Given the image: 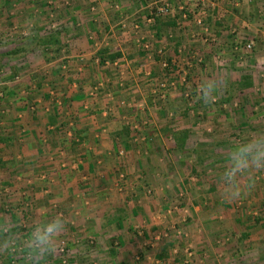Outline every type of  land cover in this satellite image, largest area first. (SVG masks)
<instances>
[{"label":"rangeland","instance_id":"374dc122","mask_svg":"<svg viewBox=\"0 0 264 264\" xmlns=\"http://www.w3.org/2000/svg\"><path fill=\"white\" fill-rule=\"evenodd\" d=\"M221 1L212 0L211 5L202 8L195 3H188V0H131L133 3L130 4H123L124 1L119 0H0V51L5 53L4 56L0 55V89L7 81L28 84L29 77L24 76L28 72L21 71L18 73L20 76L13 81V77L8 76L10 73L15 74L11 67L22 60H30L36 53L35 49L42 52L48 46L57 59L59 54L54 53L56 48L70 46V42L76 43L75 39L69 37L70 34L82 38L80 40L83 41L78 40V46L82 49L96 47L94 56L84 58L85 64L90 61L92 64L93 61L105 64V68H98L97 64L89 65L92 67V76L96 75L94 87L102 79L109 78L115 82V86L119 85L120 93L124 91L130 99L144 97L134 91L145 85L149 74L143 71L136 73L131 65L142 68L146 64L148 49H151V57L161 59L155 64L163 69L157 74L163 75L160 86L155 89L156 93L161 90L164 97H150L147 103H120L121 107L129 108V113L136 114L140 119L128 121L133 131L132 138L130 136V141L127 138V142L119 140L118 168L116 175H113L112 188H107L110 193L118 195L120 205L128 207L126 212L131 208L140 210L132 215L134 223H138L136 227L131 224V229L122 230L121 234L125 236V240L121 239L123 242L118 239L111 241L106 238L107 234H100L101 227L106 226L104 221L114 219L110 218L112 214H104L105 217L93 214L91 209L96 207L91 203L92 198L95 194H102L94 182L80 189L79 184L71 179V195L64 202L65 206L49 196L39 195L33 200L28 191L33 192L34 184L31 186L29 182L26 183L27 188H23L25 191L21 192V199L16 202L10 188L0 190V220L15 223L21 236L42 215L51 217L62 214L66 218V230L59 235L56 251L47 258L46 264H195L200 254L219 256L226 246L221 244L223 239H242V236H235L236 230H251L256 236L259 235L258 230L254 229L264 225V172L254 173L252 187L237 199L223 196L217 175L219 163L226 157L229 145L264 132V0H242V6L237 0H224L233 4L229 5L233 14L242 17V38L236 34L229 38H218L212 34L211 23L207 20L209 15L215 17L219 14L211 12L212 2ZM167 4L171 13L158 16L157 9ZM233 6L242 8V14ZM199 20H202V24L198 23ZM183 21H191L192 24L184 26ZM159 25L168 26L170 31L167 36L155 35V28ZM188 28L196 37H192V33L183 35L181 43L177 45L175 30L183 32ZM227 29H232V26ZM148 33L151 34V40ZM155 40L163 43L153 44ZM105 50H111V53L108 52L111 55L124 51L126 56L121 59L123 56L119 54L120 57L114 62L109 61V55L101 54ZM132 50L137 51L134 55L138 56L128 68L127 62H132ZM42 55L39 61L47 62L45 54ZM62 56L66 57L61 53L57 59L59 63L64 62L60 60ZM76 65L72 63L71 67ZM34 72L44 75L46 68ZM154 77L153 83L158 79ZM205 77L219 80L223 85L210 104L204 103L197 92L198 85ZM133 78L139 81V86H136V82H130ZM238 81L242 82L241 87L237 85ZM127 83L130 87L126 86ZM101 86L103 91L104 83ZM140 90L143 91V87ZM150 125L162 128L163 136L166 135L171 142L166 145L170 148L165 146L164 150H160L156 147L154 152L158 156L154 155L145 164V173L136 170L129 174L121 161L125 159L128 149L132 164L138 167V159L132 156H138L136 147L145 146L143 133ZM122 126L121 131L126 132L128 128ZM125 135L119 136L126 138ZM175 137L183 140L176 143V148L172 146ZM247 183V179L242 181V184ZM90 187L91 190H87ZM9 197L13 199L8 200ZM15 203H19V206ZM42 203L55 207L41 214ZM68 205L76 210L65 214L63 209ZM85 208L86 212L83 211ZM221 209V213L217 212ZM213 212L218 217L213 218ZM117 214H114V218H117ZM126 214L119 216L126 218ZM208 223L216 225L218 229L225 224L234 226L231 231L226 230V234L220 236L217 229L213 231L212 228H206ZM260 239V245H264V238ZM230 248L227 250L230 256L227 257H230V261L236 259L232 264H238L244 258L241 254L244 249L235 243H231ZM84 249L88 252L85 253ZM166 249L168 252L164 255ZM252 249L255 248L249 250ZM112 251H115L114 255ZM116 251L128 253L125 255L127 261L120 262ZM147 253L154 256L159 253L161 262H146ZM248 254H244L247 256L245 260L255 264V255ZM219 259L210 263L218 264L217 261L221 262L224 256ZM246 261L242 260V264ZM0 264H26L25 255L0 251Z\"/></svg>","mask_w":264,"mask_h":264},{"label":"crops","instance_id":"0c3cea01","mask_svg":"<svg viewBox=\"0 0 264 264\" xmlns=\"http://www.w3.org/2000/svg\"><path fill=\"white\" fill-rule=\"evenodd\" d=\"M119 1H124L123 4L133 3L130 2L131 0ZM237 1H239V3L241 2L240 6H242V0ZM230 4L232 3L224 0L219 3L212 2L213 9L211 12L213 11V14H219L215 17L209 15L207 21H210L211 32L212 34H215V37L229 38L232 34H236L242 38V17L233 14L229 10ZM233 8H236V11L242 14V8L234 6ZM183 22L184 26H190V24H192L191 21ZM233 24H236V27ZM229 26H232V29H227ZM167 27L168 26L165 25H159L155 28V35L164 34L167 36L166 34L170 31ZM189 33H192V37H196L191 28H188L183 32L175 30V36L177 38L176 44H180L182 36H187L186 34ZM148 35L151 40V34L148 33ZM69 37L75 39L76 43L70 42L68 43L70 46L64 44L65 46H62L61 48L58 47L54 50V53L59 54L57 59L61 56V53L62 55H66V57L62 56V59H60L64 60V62L62 61L59 63L60 61H57L53 55V51H50L51 47L49 46L45 47V49L42 48V52L40 49H35L36 53L30 57V60H22L20 63H17L15 67H11L15 74L10 73L8 75L12 76V80L15 81V78L20 76L18 73L26 71L28 72V75L25 73L27 76H24L29 77L30 82L26 85H21L20 83L15 84L13 82L15 84L13 85V83L7 81L6 85L3 87L1 86L0 190L10 188L13 192L14 199L9 197L8 200L12 198L16 202L21 199V192L25 191L23 188H27L26 183L29 182L31 183V186L34 184V187H32L33 192L28 191L33 197V200L38 198L39 195H42V197L49 196L50 199L55 198L56 201L61 204L63 203L65 206L64 202L71 195L70 192L73 184V182L70 181L71 179H74L75 183L79 184L78 186L79 188L81 187L80 189H83L88 184L93 185L92 182H94V185L98 186L97 190L99 189V192L102 194H95L92 198L93 200L91 203L94 205V208L96 207L95 209H91L93 214L97 215L96 213H98L99 215L97 216L99 217H105L104 214H112V217H109L114 219L113 221H104L106 224L104 227L106 228L101 227L100 234H107L106 238L111 241L118 239L119 242H123L121 239L125 240V236L121 234L122 230H126L127 228L131 229V224H135L133 226L136 227L138 223H134L132 215H135L140 210L131 208L129 212H126L128 207L120 205L118 202V195L110 193L107 188H112L113 175H116L115 172L118 168L116 167V163L118 164L116 159H120L118 156V143L120 141L127 142V138L128 141H130V136L132 138L133 131L131 127H129L130 123L128 121L140 119L136 117V114H130L129 108L126 107L125 109L121 107L120 103L122 101L147 103L150 101H148V98L150 97L161 99L165 96L161 90H158L159 93H156L157 91L155 89V87L160 86V79H162L163 75H157L159 71L161 72L163 69L157 67L155 64L157 60L161 61V59L159 58L155 60L154 57H151L149 53V50L151 51V49H148V53L146 52V55L148 56H146L145 53L143 54L144 57L146 56L145 62L147 65L144 63L145 65H143L142 68H140L139 65L134 67L131 64L136 62V56L138 55L135 56L134 54H136L137 51L132 50V53H130L132 54V57H130L132 58V62H127L128 68H130L131 65L133 69L135 68L134 70L136 73L143 71V73L147 72V75H149L146 77L147 84L145 83V85H142L141 83L143 91L140 90L142 87L134 91L138 92V95L144 97L130 99L128 95L124 94V91H121L120 93L119 85L115 86V82L111 81V79L109 80V78L102 79V82L105 85L103 91L101 86L103 84L102 82H99L94 87L95 84L93 83H96L97 80L95 77L96 75H94V77L92 76V67L89 66L92 62L90 61V63L87 62L88 64H85L86 61L83 60L84 58H89L93 55L96 47L94 48V46H90L88 49H82L78 46V42L83 41L80 40L82 39L80 36L70 34ZM150 40L148 41L149 44L151 42ZM155 43L159 44L163 43V41L155 40L153 41V44ZM169 50L172 51L173 49L169 48ZM105 51L110 52L111 50ZM174 52L175 51L173 50L171 53L173 54ZM42 54H45L47 62L43 63L39 61V56L43 58ZM119 54H122L121 56H123L121 59H124L126 56L124 51H122V53L120 51ZM76 56L78 57L73 59V57ZM16 61L18 62L19 60ZM67 63H70V65H67ZM72 63H76L77 67H71ZM160 63L161 62H159V64ZM92 65H96L98 68H105V64L94 63V61ZM44 68H46V73L44 75H42L41 72V75L34 72ZM72 71L74 73H71ZM129 72L132 73L130 70ZM59 74H61V76H59ZM154 76L158 78L155 83H153L155 79ZM130 82H136V86H139L137 83L139 81H137V79L133 78ZM237 85L241 87L242 82L238 81ZM126 86L130 87V84L127 83ZM96 89L97 91H95ZM24 93L26 95H24ZM145 98H147V100H145ZM104 100L106 102H104ZM122 125H125V127L128 128L126 132L121 131L123 127ZM161 129L162 128L156 126L152 127L150 125L144 130L143 135L145 138L143 139V143H145V146L136 147L135 150H137L138 156H132L136 157L135 159H138V167H135V163L132 164L128 149L126 150L125 159L123 158L124 160L121 161V164H124V167L129 174H133L136 170L143 172L144 174L145 172L143 170L146 169L145 164L148 163L150 158L158 156L154 152L156 147L160 150H164L167 143L170 145L171 142H169L166 135L165 137L163 136L164 133L161 132ZM182 132L181 134H184ZM123 133L126 134V138L119 136ZM179 138L180 137H175L176 140L172 142L174 148L177 147L176 143L183 141ZM166 148L169 149L170 147L166 146ZM88 181L90 183H88ZM74 188L76 189V187ZM87 190H91V187ZM8 203H10V201ZM15 204L19 206V203ZM43 204L44 203H42V208L40 209L41 214L46 211L50 212L49 209H51L52 206L55 207L53 204ZM75 210L76 209H73L68 205V207L63 209V212L67 214L69 213L67 211ZM86 210L87 208L83 211L86 212ZM222 210L223 209L217 212L221 213ZM116 212L118 213V216L117 218H114ZM119 214H124V216L126 214L128 217L123 218L122 216H119ZM212 214L213 218L218 217V215L215 216L214 212ZM212 226L213 224L208 223L206 228H212L213 231L217 229V233L220 236H223V234H226V230L231 231L232 226L234 225L225 224L219 229L216 225ZM249 228L251 229V227ZM254 230H258L257 234H261L260 238H264L262 237L264 234L263 224L257 226ZM237 231L238 230L234 232L236 233L235 236H242V239L239 240L234 238L232 241L230 240L231 238L226 239L227 241L223 239V243L221 244L226 246H224L225 248L219 256L207 253L200 254L198 255L195 264H198L199 261L203 264H213L210 262H215V259L220 260L219 257L223 256L224 259L221 262L217 261L218 264H232V262H236V259H231L230 261V257H227L228 255L230 256V254H227V250L232 249L230 248L231 243H235L244 249V251L241 252L242 257L244 258L241 257L242 259L238 264H242V260L246 261L247 256H252L248 253L255 255V264H257V262L259 264L264 263V249H262L264 245H260V241L262 240L259 238V235L256 236L254 231L251 230L244 232H241L240 230L238 231V234ZM245 232H247V234ZM89 234H91V232H89ZM125 244L127 243L125 242ZM252 247L255 249L249 250ZM117 251H119L118 248ZM117 251L116 254L119 255L120 262L127 261L125 255L127 256L128 253H118ZM84 252L87 253L88 251L84 249ZM112 252L114 253L115 251ZM126 252L129 251L127 250ZM157 252H159V250H157ZM256 252H259V254L256 255ZM100 253L101 252H99L98 255H100ZM147 254L148 256H145L147 258L146 262H161L162 258L160 259L159 253H156L155 256L150 255L149 253ZM244 254L248 255L245 257ZM156 256H158V258H156ZM109 259H113L110 254ZM227 260H229V263ZM248 262L249 261H246L244 264H249Z\"/></svg>","mask_w":264,"mask_h":264},{"label":"clouds","instance_id":"9594fccd","mask_svg":"<svg viewBox=\"0 0 264 264\" xmlns=\"http://www.w3.org/2000/svg\"><path fill=\"white\" fill-rule=\"evenodd\" d=\"M219 80L205 77L198 85L200 99L210 104L222 87ZM217 182L223 188L226 199L240 198L252 187L253 175L264 172V132L250 135L229 145L226 157L219 163ZM247 179V184L242 181ZM67 221L62 214L42 215L34 221L24 236L16 224L0 220V251L23 253L26 264H46L47 258L56 251V242L66 230Z\"/></svg>","mask_w":264,"mask_h":264},{"label":"built area","instance_id":"2783aa9c","mask_svg":"<svg viewBox=\"0 0 264 264\" xmlns=\"http://www.w3.org/2000/svg\"><path fill=\"white\" fill-rule=\"evenodd\" d=\"M211 1L212 0H188V3H195L198 6H200L202 8H205V7L208 6V4L211 3ZM156 12H157L158 16H168L171 13V8L167 4V5L163 6V7L158 8ZM198 23L202 24V20H199ZM249 48H250V46H249ZM164 66H165V68H169L168 65H164Z\"/></svg>","mask_w":264,"mask_h":264},{"label":"trees","instance_id":"16d2710c","mask_svg":"<svg viewBox=\"0 0 264 264\" xmlns=\"http://www.w3.org/2000/svg\"><path fill=\"white\" fill-rule=\"evenodd\" d=\"M103 56H105L106 54L107 55H109L110 57H109V60H111V61H113L114 62V60H116L117 58H119L120 57V55L119 54H117V55H111V54H109L107 51H105V52H102L101 53ZM0 55H2V56H4L5 55V53H3V52H1L0 51ZM106 59H103V61H105ZM102 61V62H103ZM164 252V255H167V249L166 250H164L163 251ZM115 253V252H114ZM114 253H113V255H114ZM169 254V253H168ZM160 258H161V256H160Z\"/></svg>","mask_w":264,"mask_h":264}]
</instances>
